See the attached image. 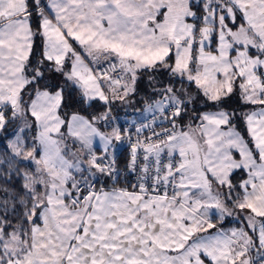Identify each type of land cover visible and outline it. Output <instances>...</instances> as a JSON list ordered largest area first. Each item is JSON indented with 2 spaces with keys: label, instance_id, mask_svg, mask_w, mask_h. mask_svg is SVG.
I'll use <instances>...</instances> for the list:
<instances>
[{
  "label": "snow or ice",
  "instance_id": "6c2138e0",
  "mask_svg": "<svg viewBox=\"0 0 264 264\" xmlns=\"http://www.w3.org/2000/svg\"><path fill=\"white\" fill-rule=\"evenodd\" d=\"M0 264H264V0H0Z\"/></svg>",
  "mask_w": 264,
  "mask_h": 264
}]
</instances>
